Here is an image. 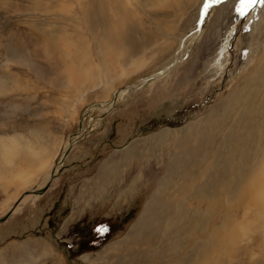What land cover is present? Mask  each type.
<instances>
[{"label":"rangeland","instance_id":"374dc122","mask_svg":"<svg viewBox=\"0 0 264 264\" xmlns=\"http://www.w3.org/2000/svg\"><path fill=\"white\" fill-rule=\"evenodd\" d=\"M238 2L0 0V264H264V4Z\"/></svg>","mask_w":264,"mask_h":264},{"label":"bare ground","instance_id":"6f19581e","mask_svg":"<svg viewBox=\"0 0 264 264\" xmlns=\"http://www.w3.org/2000/svg\"><path fill=\"white\" fill-rule=\"evenodd\" d=\"M105 4V3H104ZM103 4V5H104ZM105 6V8H107L108 7V4H106V5H104ZM101 9V8H100ZM107 10H109V9H107ZM111 11V10H110ZM110 11H109V15H111V13H110ZM104 13V12H103ZM110 18H111V22H113V23H124V21L126 20V19H123V18H115L114 16H110ZM110 18H109V21H110ZM113 27V26H112ZM199 29V28H198ZM114 35H116V37L118 36V37H121L120 36V33L118 32H116V34H114ZM182 46V45H181ZM181 49V48H180ZM176 62V59H174V61H172V62H170V64L165 68V69H168L170 66H172L174 63ZM249 77V76H248ZM252 78V77H251ZM255 78V77H254ZM243 100V99H242ZM246 101H248V102H246ZM263 101V100H262ZM243 103L245 104V105H248V106H250V105H252V98H250L249 100L248 99H245L244 101H243ZM250 109V108H249ZM252 113V112H251ZM248 115H250L247 111L243 114V117L244 116H248ZM258 115V114H257ZM251 117V116H250ZM240 119V118H239ZM239 119L238 120H236V123L239 121ZM251 122V121H250ZM252 123V122H251ZM255 123V119H254V121H253V124ZM252 124V125H253ZM233 126V125H232ZM12 141H14V140H12ZM12 141H10V142H12ZM16 141V140H15ZM6 143V142H5ZM3 144V142L1 143V145ZM7 144V143H6ZM18 144V143H17ZM4 145V144H3ZM16 145V144H15ZM7 146H8V144H7ZM4 147V146H3ZM1 149H2V147H0ZM264 163V162H263ZM262 164V163H261ZM263 166V164L262 165H260V167H262ZM264 167V166H263ZM262 169V168H261ZM263 171V170H262ZM259 173V172H258ZM258 173H256V171L254 170V169H252V171H251V174H250V177H249V179L251 180V182H252V185H250V183H249V185L250 186H252V187H248L247 185H245V186H243V188H242V190H241V192H242V195H243V193H246V194H248V193H250V195L249 196H251L252 198H254L255 200L257 199V200H259V199H261L260 197H261V194L263 195L264 194V172L263 173H261V175H258ZM246 178V177H245ZM246 183H247V181H246ZM248 191V192H247ZM240 192V193H241ZM239 193V194H240ZM246 194H245V196H246ZM248 197V196H247ZM263 197V196H262ZM255 202H257V201H255ZM257 204V203H256ZM86 255H88V254H85V258H87L86 257ZM134 261V260H133Z\"/></svg>","mask_w":264,"mask_h":264},{"label":"trees","instance_id":"16d2710c","mask_svg":"<svg viewBox=\"0 0 264 264\" xmlns=\"http://www.w3.org/2000/svg\"><path fill=\"white\" fill-rule=\"evenodd\" d=\"M122 224L121 223H116V222L115 223H112L111 222L110 224H108V226H106L105 228H103L104 230H101L100 232H98L101 240L98 241V242L96 241L90 249L92 251H98V249L103 244H105L108 240H110L114 236V234L116 232H118L119 229H121L123 227V226H121ZM92 251H90V252H92Z\"/></svg>","mask_w":264,"mask_h":264},{"label":"snow or ice","instance_id":"6c2138e0","mask_svg":"<svg viewBox=\"0 0 264 264\" xmlns=\"http://www.w3.org/2000/svg\"><path fill=\"white\" fill-rule=\"evenodd\" d=\"M222 0H205L204 3V11L206 12L209 8L210 4L213 3H221ZM256 3L264 4V0H239L238 4L235 6V11L240 15H244L245 12L253 7ZM104 230V229H101Z\"/></svg>","mask_w":264,"mask_h":264},{"label":"water","instance_id":"95a60500","mask_svg":"<svg viewBox=\"0 0 264 264\" xmlns=\"http://www.w3.org/2000/svg\"><path fill=\"white\" fill-rule=\"evenodd\" d=\"M201 25H202V24H200V27H201ZM178 60H179V58H178L176 61H178ZM160 73H162V72H160ZM157 74H158V73H157ZM149 78H150V77H149ZM44 190H45V189L38 190V191H37V194H41ZM5 218H6V216H5L4 218L0 219V222H2Z\"/></svg>","mask_w":264,"mask_h":264}]
</instances>
